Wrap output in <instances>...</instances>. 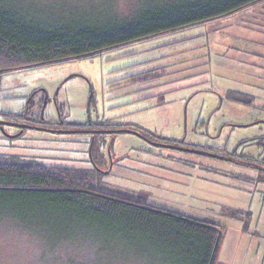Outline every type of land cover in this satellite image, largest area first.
Returning a JSON list of instances; mask_svg holds the SVG:
<instances>
[{"label":"rangeland","instance_id":"374dc122","mask_svg":"<svg viewBox=\"0 0 264 264\" xmlns=\"http://www.w3.org/2000/svg\"><path fill=\"white\" fill-rule=\"evenodd\" d=\"M138 1L117 2L127 9ZM208 36L207 24H196L92 58L5 74L0 118L23 112L32 98L36 115L47 117L42 123H60L62 131L0 125V155L87 169L96 162V186L222 224L218 264H264L262 97L250 106L200 82L199 62L207 58L197 40ZM147 72L149 80L131 82ZM28 240L12 236L0 217V264H42Z\"/></svg>","mask_w":264,"mask_h":264},{"label":"trees","instance_id":"16d2710c","mask_svg":"<svg viewBox=\"0 0 264 264\" xmlns=\"http://www.w3.org/2000/svg\"><path fill=\"white\" fill-rule=\"evenodd\" d=\"M82 1L0 0V78L14 70L92 58L264 0H139L127 9L118 0ZM130 76L131 82L152 78L148 72ZM228 97L253 101L237 91ZM30 103L21 113L1 112V118L56 126L42 123L47 117L37 116L32 98ZM79 124L73 125L84 128ZM97 142L94 135L91 151ZM258 167L264 179V167ZM98 172L96 162L87 169L0 155V217L9 220L12 236L29 238L28 251L42 264H218L222 224L96 186Z\"/></svg>","mask_w":264,"mask_h":264},{"label":"crops","instance_id":"0c3cea01","mask_svg":"<svg viewBox=\"0 0 264 264\" xmlns=\"http://www.w3.org/2000/svg\"><path fill=\"white\" fill-rule=\"evenodd\" d=\"M203 24L209 36L206 42L197 40L203 43L201 56L207 58L199 60L200 82L212 83L221 95L237 91L252 96L250 106L261 96L264 112V1ZM220 73L228 75L226 83L217 81Z\"/></svg>","mask_w":264,"mask_h":264},{"label":"water","instance_id":"95a60500","mask_svg":"<svg viewBox=\"0 0 264 264\" xmlns=\"http://www.w3.org/2000/svg\"><path fill=\"white\" fill-rule=\"evenodd\" d=\"M0 123L1 124H10V125H17V126H24V127H37V128H41V129H49L51 131H58L59 129H52V128H46V127H42V126H37V125H32V124H27V123H16V122H12V121H8L5 119L0 118ZM85 129L80 128L79 131H84ZM62 131V130H59ZM65 131H72V129L70 130H65ZM104 172H107L106 170H104Z\"/></svg>","mask_w":264,"mask_h":264},{"label":"flooded vegetation","instance_id":"af4514ba","mask_svg":"<svg viewBox=\"0 0 264 264\" xmlns=\"http://www.w3.org/2000/svg\"><path fill=\"white\" fill-rule=\"evenodd\" d=\"M60 121H62L63 122V120L60 118L59 119ZM16 123H27V122H16ZM28 124V123H27ZM54 125H56V126H54V128H56V129H58V127H59V125H62V124H60V123H53ZM36 125V124H35ZM17 126V125H16ZM42 126V125H41ZM20 129H25V128H29V127H24V126H18ZM65 128V127H64ZM80 129V128H79ZM45 130H49V129H45ZM49 131H51V130H49Z\"/></svg>","mask_w":264,"mask_h":264}]
</instances>
